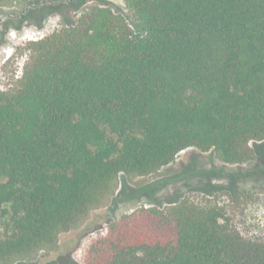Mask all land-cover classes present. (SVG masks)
Instances as JSON below:
<instances>
[{"label": "trees", "instance_id": "1", "mask_svg": "<svg viewBox=\"0 0 264 264\" xmlns=\"http://www.w3.org/2000/svg\"><path fill=\"white\" fill-rule=\"evenodd\" d=\"M124 2L127 17L96 8L31 43L0 92V264L53 247L120 175H155L191 148L264 160V0ZM213 174L200 192L219 189ZM168 203L113 223L88 264H264V241L221 208Z\"/></svg>", "mask_w": 264, "mask_h": 264}, {"label": "rangeland", "instance_id": "2", "mask_svg": "<svg viewBox=\"0 0 264 264\" xmlns=\"http://www.w3.org/2000/svg\"><path fill=\"white\" fill-rule=\"evenodd\" d=\"M69 1L7 0L0 4V92L16 87L30 59L31 43L76 24L83 14L96 8L107 7L116 14L128 16L124 0H88L76 10L50 11L51 7L58 8ZM43 7L47 10L41 19ZM260 170H264L261 158L244 164H225L213 151L187 149L155 175H120L87 215L59 235L53 247L8 264H88L90 248L107 236L113 223L143 207L168 208L171 206L169 198L221 208L230 228L245 239L264 241V172ZM188 172H195V175ZM204 172L214 173L212 183L219 188L211 194L200 192L208 178L201 179L198 174ZM175 176H183L182 181L171 182ZM160 182L168 184L161 187ZM231 185L235 187L234 191L229 188ZM156 188L160 189L152 193L151 190Z\"/></svg>", "mask_w": 264, "mask_h": 264}]
</instances>
